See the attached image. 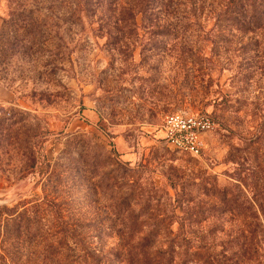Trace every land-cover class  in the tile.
<instances>
[{
	"label": "rangeland",
	"instance_id": "rangeland-1",
	"mask_svg": "<svg viewBox=\"0 0 264 264\" xmlns=\"http://www.w3.org/2000/svg\"><path fill=\"white\" fill-rule=\"evenodd\" d=\"M205 2L197 18L186 7L177 23L123 25L80 20L72 0H0V264L32 257L33 244L17 237L14 253L3 230L38 204L56 230L134 189L173 231L213 230L216 243L263 216L264 22L215 23L222 0ZM173 112L211 114L199 156L164 145Z\"/></svg>",
	"mask_w": 264,
	"mask_h": 264
},
{
	"label": "trees",
	"instance_id": "trees-1",
	"mask_svg": "<svg viewBox=\"0 0 264 264\" xmlns=\"http://www.w3.org/2000/svg\"><path fill=\"white\" fill-rule=\"evenodd\" d=\"M72 3L81 11L80 20L86 21L96 16L107 21L113 19L123 25H134L137 16L141 23L159 24L171 18L177 23L188 19L187 15L178 13V9L186 7L192 10L193 18H197L195 10L198 9L202 14L206 4L205 0H72ZM221 3L212 16L215 23L250 25L264 22V0H222ZM127 32L130 34L131 29ZM209 115L211 116L210 113ZM111 178L110 173H104L102 179ZM113 186L111 182L110 187ZM133 191L134 189L129 195L118 197L113 205L110 204L108 213L104 211L80 222L70 217L60 219L56 223V230L52 226L44 227L46 224L41 222V216L37 215L40 204L23 209L10 219L13 229L5 225L4 241L10 243L11 248H15L14 253H17L16 239L23 236L25 244H33L34 249L32 257L24 263L19 262L16 256L10 258L11 262L255 264L261 259L264 260L263 213V216H258L257 213L246 216L242 222L239 219L241 228L237 231L221 230L222 240L216 243L213 230L189 234L173 231L172 219L169 221L168 216L157 217L155 211L158 210V204H153L147 199L134 201L131 196ZM221 200L232 212L243 208V203H238L237 195L228 196L223 191ZM13 211L8 210L9 214ZM237 216L242 218L243 215L239 213Z\"/></svg>",
	"mask_w": 264,
	"mask_h": 264
},
{
	"label": "built area",
	"instance_id": "built-area-1",
	"mask_svg": "<svg viewBox=\"0 0 264 264\" xmlns=\"http://www.w3.org/2000/svg\"><path fill=\"white\" fill-rule=\"evenodd\" d=\"M214 127L215 122L207 112H173L162 120L161 139L173 151L199 156L206 147L205 137Z\"/></svg>",
	"mask_w": 264,
	"mask_h": 264
}]
</instances>
